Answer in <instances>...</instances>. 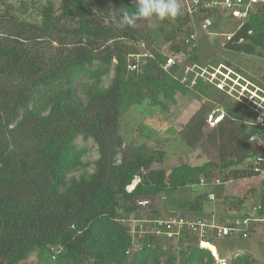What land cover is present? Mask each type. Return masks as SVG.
<instances>
[{
  "label": "trees",
  "instance_id": "obj_1",
  "mask_svg": "<svg viewBox=\"0 0 264 264\" xmlns=\"http://www.w3.org/2000/svg\"><path fill=\"white\" fill-rule=\"evenodd\" d=\"M11 1L0 0V264H19L31 256L40 264H215L211 251L200 248L189 233L166 243L152 234L142 238L137 233L133 239L131 219L140 225L160 217L156 200L161 195L171 209L204 217L212 191L186 202L173 196L192 186H213L211 180L222 169L224 183L252 177L246 166L253 158L249 139L258 129L233 123L244 122L239 109L227 113L233 122L226 125L224 118L217 126L219 163L157 169L154 165L168 156L162 148L127 147L119 162V150L111 152L122 143L119 123L130 108L144 117L138 127L143 139L159 137V143L162 134L168 140V128L156 114L168 111V103L176 104V95H186L189 86L181 82L178 62L170 72L164 66L169 56L185 54L190 26L200 20L183 11L173 23L163 21L155 35L164 36L169 46L164 52L154 48L159 37L139 27L145 21L115 28L109 5L119 16L121 7L134 11L131 0H62L60 12L49 3L38 22L15 17ZM6 20L17 24L15 35L4 30ZM146 44L145 52L136 47ZM226 49L247 54L264 50V8L251 15ZM139 54L148 56L132 71L129 57ZM111 69L114 77L104 89L102 78ZM203 82L199 78L195 88L208 97ZM79 135L94 139L100 157L92 173L69 178L91 166L83 162L88 150L75 143ZM256 192L226 196L221 201L225 214L248 215L245 201ZM259 199L264 205V197ZM141 200L150 205L139 207ZM143 209L148 215L140 213ZM136 244L142 248L134 251ZM231 263L254 260L239 255Z\"/></svg>",
  "mask_w": 264,
  "mask_h": 264
},
{
  "label": "rangeland",
  "instance_id": "obj_2",
  "mask_svg": "<svg viewBox=\"0 0 264 264\" xmlns=\"http://www.w3.org/2000/svg\"><path fill=\"white\" fill-rule=\"evenodd\" d=\"M61 2L62 0H12L10 5L11 8L13 7L15 10V17H18L19 20L38 22L40 21L42 8L45 5L50 3L56 12H60L59 8L61 6ZM182 5L183 8L186 6L184 0H182ZM165 20L173 23V19ZM165 20L153 18L152 20L142 22L139 27L146 29V32L151 31L154 37H159L154 44V48L167 52L169 46L165 43L166 41L164 40V36H161L160 34L155 35L160 24ZM165 26L168 28L167 22ZM3 27L4 30H7L11 35L16 34L15 28L17 27V24H13L10 20H6V25ZM190 27L191 32L194 33L197 31V33H195L196 39L189 43L190 46L187 48L185 54L177 57L169 56V58L172 57L179 63L181 74L189 75L188 80H190V82L185 83L189 86V91L186 95L178 93L175 97L177 101L176 104H171L169 102L168 111L158 112L156 114L160 119L159 121L165 126V129L168 128L167 131H164L168 133L167 135H169V137L166 138L168 140H165L164 135L162 134L160 135L161 140H159V143H156L159 137L155 138L153 141L143 139L138 131V127L144 120V117L138 109L130 108V110L121 117L119 123V134L121 136L122 143L114 146V150H111V152L119 150V154L115 156L116 162L120 161L121 151L127 149V147L137 148L145 146L147 149L151 150H161L162 148L168 153V156L161 164L158 163L154 165L157 169H171L174 166L181 164L199 166L207 161L219 163L221 143L217 137L219 132V127L217 128V126H219L220 121L226 118V125L229 124V121L233 122L229 116L227 117V113L239 109L241 111V119L244 122L238 123L234 121L233 123L237 124L239 127L246 123H252V118L246 111L248 108L239 104L233 97V95L236 94L235 90L240 92L241 89L231 81V78H238L241 81L240 83L249 86L252 85V87L259 92L260 90L264 91V50H257L253 54H247L244 52L236 53L230 49H226V44L232 38L227 36L237 32L236 24L229 27L222 25L218 27L217 25V30H214V32L225 34L224 36L218 38L211 37L202 31L200 29V22H197L196 24L192 22ZM184 37L179 36V40L184 39ZM136 47H138L140 52H145L147 44L145 46L137 45ZM46 50L48 51L49 48H46ZM54 54L57 53L54 52L53 55ZM214 68L220 70V73L222 74H218ZM223 74L228 77L226 78ZM195 75L203 76L204 88L208 92V97L200 95L196 91V84H194V82L191 83V78ZM215 75H218V79L216 77V80H214ZM113 77L114 72L113 69H111L110 73L102 78L101 87L104 89L108 88ZM197 79L198 78H193V81L195 80L197 83ZM218 80H221L220 82L222 84H226V87L225 85H222L223 90H220L216 86ZM2 86L4 85L0 84V89ZM166 133L164 134L166 135ZM75 143L78 148L88 150V153L83 158V162L89 163L91 166L87 169H83L69 175V178L78 177L83 173H92L94 169L93 163L100 157L99 147L92 137L79 135L77 136ZM223 170L224 169H222L221 174L216 175L211 182H214L217 179L222 181L224 173H226V171ZM138 182V179L135 180L132 186L136 185ZM242 183L243 185L241 183H237V185L239 184V188H237V196L245 195L248 188L254 186L251 181ZM232 184L234 186L236 183ZM223 187L226 186H218V193L227 194L228 191H226ZM210 191L213 192L214 187L212 185L207 186V184L204 183L198 186L183 189L181 192L176 193L173 198H178L180 201L184 202L192 201L198 195L206 194ZM218 193L216 196H213V198H210L211 202L207 201V203H205L203 210L205 212L204 214L207 213L205 217H216L221 221L235 218H230L231 215L225 214L224 206L221 202V195ZM259 195L260 192L257 191V193H253L251 197H248L250 199L245 201L244 211L250 210V204L257 201ZM156 202L157 205L162 207V210L160 211L161 217H168L171 213H175L177 216L182 214L180 210H173L170 208L168 200L164 195L159 196ZM140 213L143 216L148 215L145 209H143ZM182 216H190L194 218L195 215L186 213ZM131 221L134 222V217ZM263 235L264 234H260L249 241L218 238L213 241V245L217 248L220 256L219 258H223V261H225L226 264H232L231 260L235 256L239 255L250 256L254 260V264H264V245L262 243ZM166 242L167 241H165V243ZM131 256L132 254L130 257ZM19 264H40V261L36 256H31L27 261ZM215 264L221 263L216 262Z\"/></svg>",
  "mask_w": 264,
  "mask_h": 264
},
{
  "label": "built area",
  "instance_id": "obj_3",
  "mask_svg": "<svg viewBox=\"0 0 264 264\" xmlns=\"http://www.w3.org/2000/svg\"><path fill=\"white\" fill-rule=\"evenodd\" d=\"M186 6L184 11L190 16H195L200 21V29L211 37H221L225 34L214 32L220 25L232 26L237 25V31L248 21L252 14L258 9L264 8V0H184ZM197 31H195L187 43L196 39ZM234 34L227 36L231 38ZM148 56L147 54L143 55ZM142 55H131L129 57V69L135 71L139 68L142 62ZM177 62L172 58H168L164 70L170 72L173 65ZM177 75L178 74H174ZM189 75H183L181 82L183 84L189 83ZM203 76L195 75L193 78H199ZM215 75L214 80H216ZM191 80V83L195 80ZM218 79V78H217ZM217 82V81H215ZM186 85V84H185ZM222 84L219 80L216 86L223 90ZM245 92L247 94H245ZM233 97L238 103L244 105L252 114V123L249 125L255 126L258 129L257 135L254 140L249 142L253 147V158L249 159L246 166H249V170L253 173V176L244 179V182L251 181L254 186L248 188V191L252 189L260 192L259 196L264 197V119H261V114H264V95L259 94L256 91L250 90L247 87H242L241 91L235 90ZM251 137V138H252ZM136 184V183H135ZM216 184L222 185L219 180ZM135 187V185H134ZM133 186L129 187V191L134 189ZM257 193V192H256ZM210 198H213L210 195ZM150 205L149 200H141L138 202V206L145 208ZM250 210L248 215L235 217L226 221L220 219L206 218L205 216L201 219H195L190 216H177L175 213H171L168 217H158L155 219H144L139 225L138 220L133 222L132 237L136 238V234L145 238L147 234L155 235L157 238H163L164 241L169 239H178L181 236L189 233L192 239L202 249H208L215 256L217 263L226 264L225 261L216 255L213 250L216 249L213 245L215 239H236L248 241L252 240L260 234H264V205L258 198L257 201L252 202L249 206ZM264 244V235L262 239ZM141 249V245L136 244L134 251Z\"/></svg>",
  "mask_w": 264,
  "mask_h": 264
},
{
  "label": "clouds",
  "instance_id": "obj_4",
  "mask_svg": "<svg viewBox=\"0 0 264 264\" xmlns=\"http://www.w3.org/2000/svg\"><path fill=\"white\" fill-rule=\"evenodd\" d=\"M132 4H133L134 11L129 12L125 10L123 7H121L119 8V12H120L119 16H117L116 12L113 11L112 5L111 4L109 5L108 15L113 20L115 28L117 29H123L125 27L134 28L137 26V23L139 21H149V20H152L153 18H158L160 20L174 19L183 14L182 0H132ZM93 11H95V9H93ZM199 78H202V77H199ZM202 79L204 80V78ZM237 87H239L240 89L242 88V86H238V85ZM248 89L258 92V90L252 89L250 87ZM258 93L260 94V92ZM245 94L247 93L245 92ZM261 119H264V114H261ZM254 139L255 137L250 138V140H254ZM221 183H223L224 185V182H221ZM214 184H216V182ZM218 186H221V185H218ZM214 247L216 248V246ZM215 250H216V255L220 257L217 251V248Z\"/></svg>",
  "mask_w": 264,
  "mask_h": 264
},
{
  "label": "crops",
  "instance_id": "obj_5",
  "mask_svg": "<svg viewBox=\"0 0 264 264\" xmlns=\"http://www.w3.org/2000/svg\"><path fill=\"white\" fill-rule=\"evenodd\" d=\"M230 36V35H229ZM215 69V68H214ZM215 71L216 72H218V74H222V73H220V70H218V69H215ZM226 78L228 77L227 75H225V74H223ZM230 78V77H229ZM231 81L232 82H234L236 85H238V86H242V87H248L249 88V86L248 85H246V84H243V83H240L241 81L238 79V78H236V79H232L231 78ZM178 166V165H177ZM174 167H176V166H174ZM234 181V182H233ZM216 182V181H215ZM242 182H244V181H242V180H231V182L229 181V182H227V183H224V186H226V187H223V188H225V190L226 191H228L227 192V194H224V193H218V185H216V184H214L213 185V187H214V191H213V193L211 194L212 196H216V194L218 193L219 195H221V201L226 197V196H237V188H239L238 187V185H237V183H241L242 185H243V183ZM232 183H236L234 186H233V184ZM223 185V184H222ZM221 185V186H222ZM229 185V186H228ZM228 186V187H227ZM235 186H237V187H235ZM222 191V190H221ZM177 200H180V199H178L177 198ZM162 208V207H161ZM174 210V209H173ZM205 213V212H204ZM207 215V213L206 214H203V216H206ZM215 216V215H214ZM223 221V220H222Z\"/></svg>",
  "mask_w": 264,
  "mask_h": 264
},
{
  "label": "bare ground",
  "instance_id": "obj_6",
  "mask_svg": "<svg viewBox=\"0 0 264 264\" xmlns=\"http://www.w3.org/2000/svg\"><path fill=\"white\" fill-rule=\"evenodd\" d=\"M213 250L215 251V249L213 248Z\"/></svg>",
  "mask_w": 264,
  "mask_h": 264
}]
</instances>
